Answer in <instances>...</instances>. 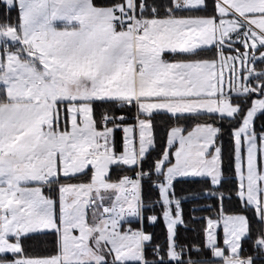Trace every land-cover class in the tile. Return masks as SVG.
I'll return each mask as SVG.
<instances>
[{
    "label": "snow or ice",
    "instance_id": "1",
    "mask_svg": "<svg viewBox=\"0 0 264 264\" xmlns=\"http://www.w3.org/2000/svg\"><path fill=\"white\" fill-rule=\"evenodd\" d=\"M0 264H264V0H0Z\"/></svg>",
    "mask_w": 264,
    "mask_h": 264
}]
</instances>
